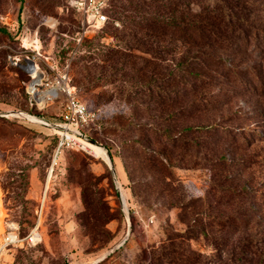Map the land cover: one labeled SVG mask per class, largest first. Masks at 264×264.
Listing matches in <instances>:
<instances>
[{
    "label": "rangeland",
    "instance_id": "obj_1",
    "mask_svg": "<svg viewBox=\"0 0 264 264\" xmlns=\"http://www.w3.org/2000/svg\"><path fill=\"white\" fill-rule=\"evenodd\" d=\"M71 1L0 0V199L4 202L0 237L8 219L19 224L21 236L27 235L41 210L43 237L35 246L10 248L4 264H92L106 253L108 257L97 264H135L145 249L158 247L169 235L193 225L196 236L185 245L212 257L215 247L196 230L194 221L203 220L208 226L215 223L212 229L224 236L221 222L209 217H225L239 205L248 223L229 230L230 245L245 232L264 239V45L237 57L214 51L225 61L216 67L215 59H207L203 88L185 93L186 101L181 103L185 106L191 98L200 99L202 109L191 120L177 124L169 116L178 106H172L175 93L169 73L174 61L170 54L166 61H159L153 52L160 43V36L155 35L162 31L163 45L174 48L172 34H167L170 29L150 28L141 41L127 36L132 46L149 48L151 54L127 50L123 66L114 68L112 61L103 60L108 59L102 56L107 49L89 60L86 46L92 41L115 43L113 32L122 28L121 20L107 10L110 23L89 28ZM114 1L121 4L122 0ZM252 17L256 26L264 25V11L257 8ZM29 60L44 67L49 60L58 69L67 68L78 98L96 112L85 134L114 155L129 220L113 172L98 151L69 146L56 155L58 144L53 135L59 134L55 129L15 114L39 116L32 113L39 112L49 122L60 121L61 101L43 111L30 106L26 96L30 77L23 68ZM232 70L234 76H230ZM237 77L246 88L237 84ZM76 79H82L80 86ZM214 123L220 130L225 127L245 135L248 142L236 145L225 141L222 133L184 128ZM168 133L191 143L195 139L199 152L157 139L158 134ZM217 155L225 163L214 168L209 162ZM222 182L253 191L241 200L238 195L221 196L218 186Z\"/></svg>",
    "mask_w": 264,
    "mask_h": 264
},
{
    "label": "trees",
    "instance_id": "obj_2",
    "mask_svg": "<svg viewBox=\"0 0 264 264\" xmlns=\"http://www.w3.org/2000/svg\"><path fill=\"white\" fill-rule=\"evenodd\" d=\"M257 1L264 3V0H122L121 4H117L112 0L108 10L121 20L122 28L119 32L121 31L123 34L118 31L113 32L116 42L109 45H100V42L95 43L93 41L89 43L86 46L87 51L91 53L88 58L89 60L97 58V56H101L102 50L107 49V54L102 56L107 55L108 59H103V57L102 59L112 61L114 68L123 66L122 58L127 50L139 49L140 52L151 54L149 48L139 45L132 46L131 41L126 39L127 36L132 35L136 41H141L149 34L147 30L150 28L154 27L158 31L170 29L167 34H172L171 43L174 48L168 49L166 45H163L164 39L162 37L165 31H162L155 35L160 36V43L156 49H153V52L154 57L159 61H166L169 54L171 60L174 61V68L169 73H171L173 84L172 93H175L172 95L173 102L175 101L172 106H178L176 110L173 109L175 111L169 113V116L173 123L180 124L191 120L195 117L197 110L202 109V104L199 103L200 99L191 98L185 106L181 103L186 101L185 96L187 94L185 93H195L203 88L205 68L208 66L206 60L215 59L216 62L213 66L216 67L225 61L224 57L218 58L214 51L217 49L224 50L226 53L237 57L247 53L252 47L259 51V45H264V25L256 26L252 17L255 9L264 11V5H256L255 2ZM194 5H197L198 9H195ZM211 72L216 76L219 75L217 69H211ZM229 72L227 71L225 74H229ZM231 75H235L233 70ZM236 79L239 80L237 84L246 88L247 85L241 81L242 78L237 77ZM76 82L80 86L83 81L76 79ZM32 113L41 116L39 112ZM184 128L188 132L222 133L226 138L225 141L229 140L236 145L248 142V137L235 133L232 129H223L225 127H222L220 130L218 123L211 125L190 124ZM158 135V140H169L175 148H183L191 152L193 150L199 152L201 148L195 139L191 143L190 140L179 134L176 136L169 133ZM53 138L55 144H58L59 136L53 135ZM110 154L114 158L111 150ZM223 163H225V158L222 155H217L213 161L211 159L209 165L219 168L223 166ZM219 184L218 189L221 196L234 195L231 198H236L238 195L240 200L249 198L250 192L253 191L244 186L237 189L236 187L233 188V183L230 185L223 182ZM214 185L212 184V186ZM241 207L239 205L238 208L233 209L230 214L222 218L209 217L210 221L221 222L219 224L224 231V236L212 229L215 223L208 226L204 224L205 221L203 220L196 219L194 221L198 224L196 230L199 229L215 247V253L212 257L204 256L185 245L187 239L196 236V232L193 230L195 225H193L191 226L192 229L175 233L174 236L169 235L160 246L152 247L149 250L145 249L135 264H264V239L260 238L258 234L242 233L239 235L238 242L233 246L230 245L229 230L248 223L247 213L240 210ZM251 209L254 210L253 213L255 214L254 206Z\"/></svg>",
    "mask_w": 264,
    "mask_h": 264
},
{
    "label": "built area",
    "instance_id": "obj_3",
    "mask_svg": "<svg viewBox=\"0 0 264 264\" xmlns=\"http://www.w3.org/2000/svg\"><path fill=\"white\" fill-rule=\"evenodd\" d=\"M110 4L111 0L71 1V5L84 15L88 27L93 29L102 28L110 23L106 12ZM23 68L30 77L26 83L30 106L43 111L61 101L60 121L56 124L63 129H55L60 136L56 155L69 146L85 149L87 141L74 132L85 133L86 129L95 122L97 115L78 98L69 70L67 68L58 69L49 60H47V67L37 61L29 60ZM3 209L4 202L1 198L0 215ZM40 215L36 226L25 236H21L17 222L9 219L4 221V231L0 237V264H4L5 253L10 248L35 246L43 240L41 231H39Z\"/></svg>",
    "mask_w": 264,
    "mask_h": 264
},
{
    "label": "water",
    "instance_id": "obj_4",
    "mask_svg": "<svg viewBox=\"0 0 264 264\" xmlns=\"http://www.w3.org/2000/svg\"><path fill=\"white\" fill-rule=\"evenodd\" d=\"M12 114H13V113H12ZM15 114H17L18 116L24 117V118H26V119H28V120H30V121H32V122H35V123H38V124H42V125H45V126L51 127V128H53V129H59V130H60V129H63V127H61L59 124L49 122L48 120L42 118L41 116H33V115H30V114H26V113H24V112H22V111H18V112L15 113ZM74 133H75L76 135H78L79 137L83 138V139H84L85 141H87V142L94 143V144H96V145H98V146H102V147H104L102 144L98 143L96 140L92 139L91 137H89V136L86 135L85 133H82V132H74ZM104 148L106 149L107 154H108V159H109L108 164H109V166H110V168H111V170H112V172H113V175H114V180H115L116 188H117V190H118V193L120 194V200H121V204H122V206H123V211H124V213H125L126 218L129 220V217H130V215H129V211H128V208H127V206H126V200H125V197H124V195L122 194V192L120 191V187H121V185H120V182H119V180H118V178H117V176H116V170H115V165H114L113 157H112V155L110 154V151H109L106 147H104ZM129 232H130V224H129ZM128 234H129V233H128ZM125 241H126V238L123 240V242H125ZM116 248H117V247H116ZM113 250H115V249H113ZM113 250H112V251H113ZM108 254H109V253L104 254L103 256H101L99 259H97V260H96L95 262H93L92 264H97V263H99V262L105 260L106 257H108Z\"/></svg>",
    "mask_w": 264,
    "mask_h": 264
},
{
    "label": "bare ground",
    "instance_id": "obj_5",
    "mask_svg": "<svg viewBox=\"0 0 264 264\" xmlns=\"http://www.w3.org/2000/svg\"><path fill=\"white\" fill-rule=\"evenodd\" d=\"M85 143H86L85 144L86 147H89V148H91L93 150L98 151L99 155L109 162L108 154H107V151H106V149L104 147L98 146V145H96L94 143H90V142H85ZM99 147H101V148H99Z\"/></svg>",
    "mask_w": 264,
    "mask_h": 264
}]
</instances>
